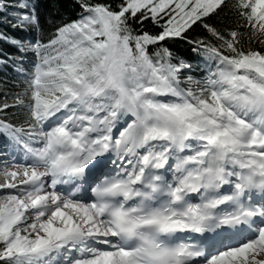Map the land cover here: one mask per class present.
Instances as JSON below:
<instances>
[{
	"label": "snow or ice",
	"instance_id": "1",
	"mask_svg": "<svg viewBox=\"0 0 264 264\" xmlns=\"http://www.w3.org/2000/svg\"><path fill=\"white\" fill-rule=\"evenodd\" d=\"M75 4L12 12L0 264H264V0Z\"/></svg>",
	"mask_w": 264,
	"mask_h": 264
},
{
	"label": "trees",
	"instance_id": "2",
	"mask_svg": "<svg viewBox=\"0 0 264 264\" xmlns=\"http://www.w3.org/2000/svg\"><path fill=\"white\" fill-rule=\"evenodd\" d=\"M7 6L8 12L0 11V35L8 37V41L0 39V103L7 98L8 103H12V97L23 88L21 74L16 71L17 66L30 67L31 53H20L18 45H13L12 39L18 41H31L37 38L35 29L29 28L21 30L13 27V9L18 0H0ZM37 6V13L41 18L43 26L42 37L47 39L48 34L53 29L55 23L70 21L77 14L78 9L75 0H32ZM174 54L195 66L197 57L191 52L190 46L178 44L172 46ZM11 58V59H9ZM8 61V63H3ZM2 137H0L1 139Z\"/></svg>",
	"mask_w": 264,
	"mask_h": 264
},
{
	"label": "rangeland",
	"instance_id": "3",
	"mask_svg": "<svg viewBox=\"0 0 264 264\" xmlns=\"http://www.w3.org/2000/svg\"><path fill=\"white\" fill-rule=\"evenodd\" d=\"M27 42V41H26Z\"/></svg>",
	"mask_w": 264,
	"mask_h": 264
}]
</instances>
